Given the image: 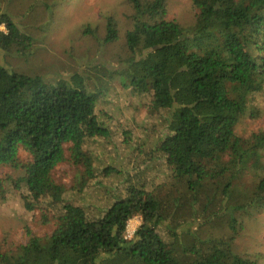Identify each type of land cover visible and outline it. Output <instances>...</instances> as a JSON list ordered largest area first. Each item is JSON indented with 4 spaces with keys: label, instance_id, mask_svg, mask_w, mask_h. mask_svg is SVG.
<instances>
[{
    "label": "trees",
    "instance_id": "16d2710c",
    "mask_svg": "<svg viewBox=\"0 0 264 264\" xmlns=\"http://www.w3.org/2000/svg\"><path fill=\"white\" fill-rule=\"evenodd\" d=\"M127 2L125 57L112 69L88 67L98 73L93 88L90 74L47 79L0 60V201L14 197L51 226L43 236L26 229L24 242L0 238V264H256L233 244L243 228L234 214L264 209V128L238 132L243 118L262 112L250 100L264 88V0H190L187 26L167 17V0ZM83 33L95 30L85 25ZM118 38L107 15L102 43ZM33 44L0 10V57L28 55ZM113 75L144 97L139 108L130 101L132 115L143 108L161 122L130 168L101 161L90 147L96 139L113 144L110 115L98 107L101 81ZM119 132L128 144L132 131ZM152 162L162 164L163 180L140 174ZM61 164L73 170L70 185L55 175ZM117 176L115 189L103 184ZM91 184L113 199L94 216L69 195ZM134 215L141 223L127 239ZM211 218L227 233L204 232Z\"/></svg>",
    "mask_w": 264,
    "mask_h": 264
},
{
    "label": "rangeland",
    "instance_id": "374dc122",
    "mask_svg": "<svg viewBox=\"0 0 264 264\" xmlns=\"http://www.w3.org/2000/svg\"><path fill=\"white\" fill-rule=\"evenodd\" d=\"M167 1L168 18L176 19L185 26L193 22L195 9L190 0ZM0 10L9 12L21 28L27 29L34 36L30 54H1L0 60L18 71L38 74L47 79L79 71L92 76L89 83L93 88L98 73L88 67L102 64L112 69L118 59L125 57L124 33L131 27L127 0H0ZM107 15L115 19L119 38L105 44L102 43V36ZM85 25L94 28L95 34H84ZM101 83L103 91L98 100V107L110 115L113 144L96 139L90 142V147L101 161L114 162L120 159L123 167L130 168L135 159H138V148H147V144L156 136L161 122L147 118L143 108L139 110V114L132 115L127 109L130 101L139 108L145 102L144 97L123 88L116 75L106 76ZM250 102L262 112L257 118L245 117L240 121L238 132L242 135L264 128V88L256 93ZM154 121L156 122L152 124ZM121 127L132 131L128 144L121 138ZM133 154L135 156L132 162L127 164L128 157ZM260 159L264 164V147ZM148 164V168L140 173L142 176L156 177L159 180L166 177V171L162 169L160 162L158 165L154 162ZM55 175L63 183L70 185L73 170L66 164H61L56 167ZM120 179L121 176L105 178L103 184L115 189ZM69 195L74 202L84 205L90 215L100 214L101 210L113 202L112 198L107 197L104 189L95 184H91L82 193ZM38 212L25 211L14 197L0 201V238L6 236L24 242L28 238L26 229L37 236L48 233L51 226L39 219ZM134 216L140 224L141 217ZM234 216L243 225L234 241V252L254 260L256 264H264V209L249 207L247 210L238 211ZM210 220L205 224L204 232L216 235L226 230H221L214 218ZM159 232L166 237L162 229H159Z\"/></svg>",
    "mask_w": 264,
    "mask_h": 264
},
{
    "label": "built area",
    "instance_id": "2783aa9c",
    "mask_svg": "<svg viewBox=\"0 0 264 264\" xmlns=\"http://www.w3.org/2000/svg\"><path fill=\"white\" fill-rule=\"evenodd\" d=\"M138 225H139V222L135 216H132L131 218H129L125 224L124 237L127 239L132 238Z\"/></svg>",
    "mask_w": 264,
    "mask_h": 264
}]
</instances>
